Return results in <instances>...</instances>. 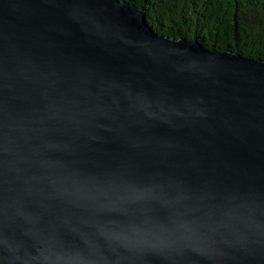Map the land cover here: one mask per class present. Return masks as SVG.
Wrapping results in <instances>:
<instances>
[{"label": "water", "instance_id": "95a60500", "mask_svg": "<svg viewBox=\"0 0 264 264\" xmlns=\"http://www.w3.org/2000/svg\"><path fill=\"white\" fill-rule=\"evenodd\" d=\"M0 264H264V61L0 0Z\"/></svg>", "mask_w": 264, "mask_h": 264}, {"label": "trees", "instance_id": "16d2710c", "mask_svg": "<svg viewBox=\"0 0 264 264\" xmlns=\"http://www.w3.org/2000/svg\"><path fill=\"white\" fill-rule=\"evenodd\" d=\"M121 1L141 10L159 35L264 61V0Z\"/></svg>", "mask_w": 264, "mask_h": 264}]
</instances>
